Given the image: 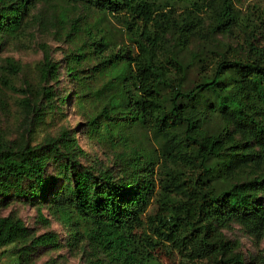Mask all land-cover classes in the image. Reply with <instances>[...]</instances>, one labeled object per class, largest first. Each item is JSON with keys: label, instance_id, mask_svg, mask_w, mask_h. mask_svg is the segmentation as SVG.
<instances>
[{"label": "trees", "instance_id": "trees-1", "mask_svg": "<svg viewBox=\"0 0 264 264\" xmlns=\"http://www.w3.org/2000/svg\"><path fill=\"white\" fill-rule=\"evenodd\" d=\"M30 1L33 0H0V38L19 28ZM62 1L95 6L117 18L131 41L132 47L113 53L104 35L96 38L93 25L79 26L72 18L68 36L75 32L85 34L86 39L82 49L76 48L67 57L65 75L79 83L84 78L83 61L98 57V66L91 69H101L97 72L102 78L98 92L106 105L90 116V130L104 128L110 134L108 125L136 122L161 139L165 175L161 195L168 207L161 216L149 217L147 231L176 250L185 259L184 264L202 257L217 264H254L244 260L219 228L236 220L253 235L264 236V51L249 44L252 54L246 58L224 56L211 74H202L192 87L185 89V67L164 43L165 33L175 21L167 7L179 3L185 8L191 6L193 9L185 13L188 17L204 4L218 5L221 1L229 19L233 11L231 0ZM59 21H63V15ZM186 22L184 19L179 33L184 42L190 32ZM84 46L87 48L83 50ZM58 70L59 63L44 50L42 82H57ZM84 84L85 81L82 87ZM204 92L214 98L208 104L209 112L219 113L225 124L240 131V141H231L227 127L219 133L204 131L207 114L200 105ZM74 95L79 98L78 91ZM70 96H55L50 85H42L34 100L22 97L29 126L26 133L30 135V127L38 126L55 108L53 98L64 104ZM27 137L7 140L0 134V199L23 197L34 205L47 203L51 212L69 227V246L85 241L80 249L87 264H158L149 235L145 230L140 235L136 233L144 225L143 214L154 194L153 163L134 151L127 159L118 154V159L125 162L113 166L84 165L79 159L84 152L69 129L35 144ZM107 138L114 139V135ZM127 141L125 134L118 133L114 144ZM224 156L228 160L222 174L239 161H254L262 170L227 186L215 187L209 161ZM168 162L173 166L185 163L196 171L181 179ZM50 163H54L53 174L46 173ZM11 244L20 245L15 251L20 257L31 248L60 246L56 233L31 236L19 217L0 216V248ZM4 255L5 251H0V260Z\"/></svg>", "mask_w": 264, "mask_h": 264}, {"label": "rangeland", "instance_id": "rangeland-1", "mask_svg": "<svg viewBox=\"0 0 264 264\" xmlns=\"http://www.w3.org/2000/svg\"><path fill=\"white\" fill-rule=\"evenodd\" d=\"M219 3L204 4L201 10L189 13L188 17L185 13L193 9L191 6L185 8L179 3L167 7L171 9L175 21L165 33L164 43L185 67L182 81L185 89L192 87L202 74H211L217 61L224 56L229 59L246 58L252 54L249 44L264 51V0H231L233 11L229 19ZM62 15L63 21H59ZM23 17L19 28L0 38V134L7 140L28 136L30 143L35 144L42 142L47 136H56L62 129H69L84 152V155L79 156L80 162L84 165L95 163L98 166H113L125 162L118 159V154L122 153L124 159H127L133 156L134 151L139 152L143 160L153 163L151 174L155 187L153 197L143 214L144 225L136 233L140 235L145 230L149 235V240L153 241L152 255L158 264H184L185 259L176 250H172L168 243H162L147 231L149 217L154 219L161 216L168 207L161 195V186L165 181L160 153L161 139L152 130L136 122L127 121L118 126L108 125L110 134L104 128L90 130L88 124L90 116L99 113L101 107L106 105L103 95L98 92L102 78L98 77L97 72L101 69L98 67L96 72L91 69L98 66V57L83 61L81 69L85 79H81L79 83L78 80H72L65 75L67 57L76 52V48L82 49L83 41L86 39L85 34L75 32L68 36L71 32L69 21L72 18L78 21L79 26L88 23L93 25L96 38L104 35L113 53L122 47H132L124 25L117 18L99 11L95 6L62 0L30 1ZM184 19L190 28L188 41L185 42L179 37ZM86 48L84 46L83 50ZM44 50L49 53L52 61L59 63L57 82L53 80L42 82L40 78ZM42 85H50L55 96L64 93H70L71 96L64 104L53 98L55 108L46 114L38 126L30 127L32 132L29 135L26 133L29 127L28 119L24 116L21 99L28 96L34 100ZM77 91L79 98L74 95ZM200 97L202 99L200 105L204 108V114H207L203 123L204 131L208 134L219 133L223 127H227L231 141H240L242 139L240 131L238 132L231 124H225L219 113L209 112L208 104L214 99L212 94L204 92ZM42 101L45 103V99ZM118 133L125 134L128 141L114 144ZM112 134L114 139L109 140L107 137ZM226 160L227 156L209 161L212 170L211 180L215 187L227 186L262 170L254 161H239L227 174H222ZM235 160L238 161V159L233 161ZM167 165L176 170L181 179L184 175L196 171L185 163L183 165L175 163L173 166L168 162ZM54 172V163H50L46 173ZM170 195L174 196V193ZM6 215L22 219L31 236L48 231L56 233L60 246L31 248L28 254L20 257L15 253L20 245L11 244L0 248V251H5L0 264H87L80 249V245L85 241L82 240L80 245L75 247L69 246L68 242H71L69 227L51 212L47 203L34 205L26 198L8 196L5 200L0 199V216ZM219 230L227 240L234 243L235 250L242 254L244 260L264 264V236L253 235L236 220L230 221L226 227ZM188 264L217 263L215 260L202 257Z\"/></svg>", "mask_w": 264, "mask_h": 264}]
</instances>
